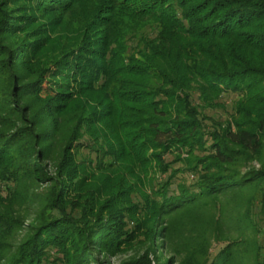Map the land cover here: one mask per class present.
<instances>
[{
    "label": "trees",
    "instance_id": "trees-1",
    "mask_svg": "<svg viewBox=\"0 0 264 264\" xmlns=\"http://www.w3.org/2000/svg\"><path fill=\"white\" fill-rule=\"evenodd\" d=\"M138 235L264 264V0H0V264Z\"/></svg>",
    "mask_w": 264,
    "mask_h": 264
},
{
    "label": "rangeland",
    "instance_id": "rangeland-1",
    "mask_svg": "<svg viewBox=\"0 0 264 264\" xmlns=\"http://www.w3.org/2000/svg\"><path fill=\"white\" fill-rule=\"evenodd\" d=\"M234 98L233 94H226L225 96L222 97V102L224 103L225 107L224 109H219V110H207L206 113L209 115H214L216 117H218L219 119H223L225 117L228 116L229 112H230V104L232 102ZM82 142H87V140L84 138L82 140ZM172 155L170 153H167L165 155V160L166 161H170L172 160ZM179 164L176 163L174 166H178ZM250 165H252L255 168H258L259 165L255 162L250 163ZM243 171H245V169H242ZM177 178H185V180L187 182L190 181V179L187 177V175L185 174H178ZM39 190H41L39 188ZM131 226V225H130ZM163 244V243H162ZM224 246V244H219L215 241L210 242L209 244V249H208V254H209V260L212 259L216 253L219 251V249H221ZM147 248H148V243L146 241H144L141 236H137L136 239L132 242L129 243L128 245H125L121 251H119L118 253H116L115 255H111L109 256L106 260H103L102 257H98L99 260H102L101 264H121L123 263L125 260H129V259H133V258H138L140 256H142L145 252H147ZM167 248H169L167 246V244L158 249L157 251L151 253L148 251V261L150 264H162L165 261H168L170 263L168 264H174L176 261H180V255L176 256L174 255L172 249L169 251ZM174 255V256H173ZM90 264H100L96 261H91Z\"/></svg>",
    "mask_w": 264,
    "mask_h": 264
}]
</instances>
